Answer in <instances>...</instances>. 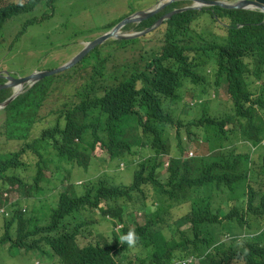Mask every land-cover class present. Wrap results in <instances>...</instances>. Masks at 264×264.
<instances>
[{
	"label": "clouds",
	"instance_id": "obj_1",
	"mask_svg": "<svg viewBox=\"0 0 264 264\" xmlns=\"http://www.w3.org/2000/svg\"><path fill=\"white\" fill-rule=\"evenodd\" d=\"M124 1L121 14L127 13L125 16L99 25L86 10H73L74 0H51L49 6L29 0H0V48L4 47V52L28 26L36 32L37 26L51 23L45 33L57 39L69 32L83 35L77 41L81 46L72 49L75 54L64 51L62 64L54 69L37 64L23 75L13 74L0 60V137L5 136V109L13 101L29 106L38 90L42 97L33 108L35 123L28 141L0 142V264H208L212 256L216 259L211 264H216L215 228L199 215V205L208 202L221 206V218L230 216L226 222L232 225V232L225 234L223 241L234 240V264H252L251 258L263 252L264 246V116L241 122L229 116L237 108L264 99V70L247 58L246 65L236 69L232 84L223 78L215 85L210 67L206 74L201 72L202 81L191 82L188 68L181 66L182 59L190 64L187 50L207 26L195 19L187 28L183 19L189 17L180 14L214 12V7L262 13L264 9L250 4L244 8L223 5L243 0ZM71 16L75 23L86 20L87 28L75 30L66 22L51 21ZM97 16L94 12L93 17ZM202 18L210 20V15L205 13ZM203 36L210 39L211 34ZM166 37L173 38L177 46L156 52V43L163 44ZM139 60L147 64L150 74L146 77L132 64ZM114 67L127 76H140L142 84L158 78L156 96L141 100L137 93L139 99L126 101L119 111L118 124L131 121L117 131L125 140V159L111 157L118 152L107 143L106 127L99 131L93 147L76 137L73 154L62 147L71 133L58 128V121L64 118L56 110L60 107L64 113L80 99L79 93L94 81L92 73H105L107 80ZM69 72L78 76L60 86L59 79ZM23 78L26 81L16 82ZM55 92L59 93L54 102L57 106L48 111ZM45 116L53 119L45 120ZM212 119L221 122L216 128L224 137L222 148L209 147L189 134L192 123H213ZM42 122L43 127L38 125ZM178 129L181 144H185L183 154L171 148L155 153L134 142L139 136H150L157 143L179 145ZM189 144L196 153L187 149ZM23 147L20 158L11 153ZM215 152L221 160L228 158L229 164L225 177L213 183L207 196L195 194L196 183L174 181L168 185L171 177L189 174L184 168L187 161L196 155L212 157ZM97 155L103 157L105 166L96 163ZM24 158H32L28 163L31 174L26 176L18 172L21 164L15 166ZM134 178L141 180L139 185ZM111 185L119 191L115 193Z\"/></svg>",
	"mask_w": 264,
	"mask_h": 264
},
{
	"label": "trees",
	"instance_id": "obj_2",
	"mask_svg": "<svg viewBox=\"0 0 264 264\" xmlns=\"http://www.w3.org/2000/svg\"><path fill=\"white\" fill-rule=\"evenodd\" d=\"M29 2H41L47 6L51 4V0H29ZM213 9L214 12L211 10H189L180 14V16L187 15L189 17L183 19L184 22L187 21V28H190V23L195 19L199 23L202 22L203 26H207L201 31L199 40L191 43L187 50L191 58L190 64L187 65V61L182 59L181 66L185 64L188 68L187 79L193 83H199L203 80L201 72L206 74V69L210 67L214 71L215 85H218L223 78L232 84V77L236 69L245 66L247 58H251L256 67H261L264 70V13L255 10L219 9L218 7ZM53 13L50 12L49 15H53ZM205 13L210 15V20L202 18ZM200 17L202 20L207 21H202ZM175 18L178 19L179 15H176ZM241 24L242 26H240ZM210 34V39L208 36H203ZM170 45L177 46V42L173 38L171 41L166 37L163 44H160L159 41L156 43L155 48L158 50L156 52H165ZM132 64L143 70L145 77L150 74L146 71L147 64L141 63L140 60ZM104 76L105 73H92L90 79L94 81L86 85L84 91L79 93L80 99L70 104L64 113H62L60 107L56 110L58 116L64 118L62 121H58V128L71 133L66 137L62 147L70 148L75 154L78 145L75 142L76 137L80 140L83 139L87 146L93 147L99 139V131H103V128L106 127L108 133L107 143L118 152L112 153L111 157L125 159L122 154L125 140L117 134V131L122 124H130L131 121H121L118 124V118L121 116L119 111L124 108L126 101L139 99L137 93H141V100L154 99L156 90L159 89L158 78L151 84H142L140 76H127L115 67L111 69L107 80ZM97 81L99 83H96ZM41 101L42 97L40 96V90H38L35 97L32 98L31 105L22 106L17 101H13L5 109L7 113L3 126L5 136L0 137L1 143L28 141L29 133L35 123L33 108L39 105ZM263 116L264 99L255 105L237 108L235 114L229 116V118L241 122L244 119H263ZM212 122L192 123L189 127V134H193L207 142L209 147L222 148L224 147V137L217 132L216 128L221 122L216 119H212ZM84 131H88V133L85 135ZM177 133V139L180 141L179 145L157 143L156 138L150 136H139L134 142L142 146H149L155 153H159L162 149L171 148L176 150L177 153L183 154L185 153V144H181L179 129ZM262 138H264V129L261 130ZM24 149L25 147L21 149L22 151H11V153L20 158ZM261 149L264 150V144H261ZM214 155L212 157L196 155L195 158L187 161L184 166L189 174L187 176L171 177L168 185H171L174 181L187 184L196 183L198 186L195 194L197 196H207L213 183L225 177L226 168L229 164L228 158L221 160L222 157L218 156L217 152ZM30 160L32 158H24L15 164V166L21 164L18 171L21 175L31 174L28 170ZM195 174H197V178H193ZM134 179L139 185L141 180ZM110 188L115 193L119 191L116 186L111 185ZM77 199L78 197L74 198V200ZM199 210L201 212L199 215H202L203 218L206 217L215 228L214 244L216 245L215 250L219 252V263L216 264H234L233 249L231 248L234 245V240L223 241L224 235L232 232V225L226 222L230 221V216L225 214L221 218V206L219 204L214 205L211 202H208V204L201 203ZM14 211L12 210V212ZM262 238L264 239V231ZM261 250L263 252L256 253L251 258L252 264H264V246L261 247ZM215 259V256H212L207 263H214Z\"/></svg>",
	"mask_w": 264,
	"mask_h": 264
},
{
	"label": "rangeland",
	"instance_id": "obj_3",
	"mask_svg": "<svg viewBox=\"0 0 264 264\" xmlns=\"http://www.w3.org/2000/svg\"><path fill=\"white\" fill-rule=\"evenodd\" d=\"M129 3L133 4V1L130 0ZM125 6L126 2L124 0H74L72 9L75 11L86 10L88 13H90L91 21L94 24L103 25L109 22H115L119 18L125 16L127 13L121 14V11L125 8ZM140 6L146 5L140 4ZM94 12L98 13L96 18L93 17ZM51 21L66 22L68 27H71L75 30H84L87 28L86 20L80 24L75 23L72 16L68 18L62 17L58 20L51 19ZM50 26L51 23H45L37 26L35 28L36 32H32V30H30L31 27L28 26L25 34L23 33L22 35L18 36L17 40H12L13 43L10 42L7 45L5 52L4 47L0 48V60L7 63L9 71H11L13 74L23 75L26 69H30L37 64H40L41 67L47 66L48 68L54 69L62 64V61L67 54L65 52L73 53V48L81 46V42L77 41H81L83 35L69 32L60 39H57L54 35L45 33V31L49 29ZM72 57L67 58L65 63ZM77 76L78 75L76 73L72 72L65 74L59 79L60 86H63L65 81H73ZM58 95V92H55L52 95L53 97L50 100L48 111L54 109L57 106L54 104V102L58 101L56 98ZM43 118H45V120L53 119L52 116H45ZM38 125L43 127L44 123L42 122ZM41 132L38 133L41 134ZM248 148L249 147L247 146V149ZM187 149L193 150V152L196 153L194 147L191 144L187 146ZM95 150H97V147ZM203 150H205V148L201 149V151ZM95 161L100 166H105L106 164L103 157L100 155L96 156ZM126 175H130L129 170H127Z\"/></svg>",
	"mask_w": 264,
	"mask_h": 264
},
{
	"label": "water",
	"instance_id": "obj_4",
	"mask_svg": "<svg viewBox=\"0 0 264 264\" xmlns=\"http://www.w3.org/2000/svg\"><path fill=\"white\" fill-rule=\"evenodd\" d=\"M254 5V6H259L264 9V0H243L242 2H239L238 4L234 5H229V4H223L227 8H234V7H239V8H244L247 5ZM27 78L19 79L16 80V82H24L26 81Z\"/></svg>",
	"mask_w": 264,
	"mask_h": 264
}]
</instances>
